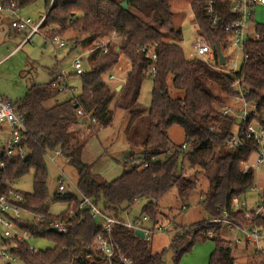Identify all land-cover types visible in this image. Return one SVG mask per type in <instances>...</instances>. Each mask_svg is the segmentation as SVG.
Wrapping results in <instances>:
<instances>
[{"label":"trees","instance_id":"trees-1","mask_svg":"<svg viewBox=\"0 0 264 264\" xmlns=\"http://www.w3.org/2000/svg\"><path fill=\"white\" fill-rule=\"evenodd\" d=\"M38 1H43L48 10L40 26L46 40L67 31L76 32L72 53L105 41L112 34L119 42L116 45L108 42L106 53L100 48L90 52L86 58L88 68L78 76L81 78L80 95L58 99L62 93L52 87L58 82L54 78L47 84L32 85L23 98L13 103L24 118L26 131L22 143L27 156L22 160L14 157L4 160L0 151V162H4V167L0 168V195L12 189L13 182L34 172L33 191L23 194L26 202L22 209L27 215L19 225L34 238L51 240L53 247L32 254L27 250V244H21L15 246L12 254L26 264H95L99 259L95 242L99 229L95 220L81 211L75 213L74 221L68 218L71 208L78 206V195L56 194L55 201L66 202L69 210L59 217L49 214L46 155L56 150L62 152L61 161L76 172L79 193L105 215L120 218L124 212H130L135 202L144 200L142 216L151 221L152 226L148 227L154 230L161 225L151 216L158 203L172 189L176 190V199L184 203L195 186V181L184 175L185 163L190 169L205 171L213 166L215 170L201 201L207 216L218 218L227 211L235 224L243 223L238 215L230 212V204L233 198L247 193L253 186V171H244L243 166L253 156L256 144L249 139L244 148H228L236 121L220 112L226 99L233 96L231 84L240 79L245 101L255 103L257 111L264 113V25L256 27L255 34L259 36L256 39L247 36L244 46L248 61L238 72L229 75L184 56L181 47L174 42L181 40V31L174 29L170 0H53L51 5L50 0H0V4L14 3L21 11ZM229 1L191 0L190 3L199 32L214 50L216 45L223 48L230 36L225 31L233 19ZM123 2L127 4V10L121 8ZM214 17H217L215 25L212 23ZM149 46L156 55V73L152 78V102L147 110L138 104V96L151 65L142 51ZM120 54L129 60V66L125 84L117 91L102 79L118 64ZM214 58L216 65V53ZM172 90L179 92L176 97L172 96ZM113 109L129 116L124 130L125 142L131 151L141 149L142 160L136 162L132 158L130 165L125 163L119 178L107 182L91 172L93 164L83 161L89 138H82L81 132L92 131L94 135L98 132L95 125H88L87 117L102 128L108 127L113 120ZM78 110L82 111V117L77 116ZM262 123L264 126V120ZM173 126L183 131L184 143L190 145L189 153L181 151L183 143L173 146L171 154L167 155L170 150L168 132ZM161 156L158 161L151 160ZM144 163H147L145 168ZM55 221L72 225L65 233H52L50 227ZM212 226L211 230L220 233L214 238H209L204 229L189 239L186 233L175 235L168 249L175 256L174 264L192 245L205 240L215 244L208 264H235L234 251L246 252V258L250 257L248 264H257V258L248 248L226 247L229 240L222 237L223 227H209ZM113 239L121 251L129 255L132 264H164L166 251L152 252L150 241L136 237L132 230L115 227Z\"/></svg>","mask_w":264,"mask_h":264},{"label":"rangeland","instance_id":"rangeland-1","mask_svg":"<svg viewBox=\"0 0 264 264\" xmlns=\"http://www.w3.org/2000/svg\"><path fill=\"white\" fill-rule=\"evenodd\" d=\"M191 0H170V8L173 13V26L175 30L181 31V40L174 41L183 50L184 56L190 60L189 55L192 53V43L195 41L197 35H199L196 23L193 19V14L190 8ZM254 23L257 25H264V5L263 7L257 6L253 10ZM46 13V7L43 1H38L35 5L28 7L26 10H21L18 16L29 18L33 24L38 23L43 15ZM14 16L8 12L0 13V95L11 101L17 102L25 95V92L32 85L47 84L59 75V70H54V67H58L55 63V55L59 63V67L67 74L70 91L60 94V100H63L69 96H77L81 93V78L74 75L70 68V61L78 56L82 55L83 51H89L93 49L94 45L84 47L83 50H75L73 53H68L67 49L58 50L55 52L50 41L46 40L45 36L40 34H34L29 42L25 41L26 35L17 33L11 28V21ZM251 29V28H250ZM25 31V30H24ZM29 32V29H26ZM62 39L73 40L76 37V32L67 31L64 34H57ZM203 36L204 39L205 36ZM83 36L80 37V39ZM104 40V39H103ZM107 41L116 45L119 42L113 34L106 38ZM97 43V42H95ZM69 54V55H67ZM90 64V63H89ZM129 66V60L122 54L119 56L118 64L111 68L107 76L113 75L118 79H125ZM84 70L88 68V62L85 57L82 63ZM103 77L102 80L104 79ZM109 86L116 85V81L105 80ZM153 87V81L150 77L146 78L141 85L140 94L138 98V104L144 108L149 109L152 102L151 92ZM179 93L172 90L171 94L176 97ZM232 98L226 99L225 107H231L232 111L236 114H240L243 105L240 102L233 103ZM250 107V105H247ZM113 120L108 127L95 128L98 130L97 134H91L90 132H81L82 138H89L85 147V158L95 166V171L101 176L104 181L111 182L119 178L123 172L125 163L130 165L132 158L136 162L142 160L141 149L137 148L132 151L126 145L124 130L127 126L129 116L120 110L113 109ZM140 121V120H139ZM144 121V120H143ZM239 125V121L236 120L232 133H235ZM146 125L144 124V128ZM84 128V127H83ZM96 133V131H95ZM91 135H93L91 137ZM169 146L171 149L173 146H178L184 143V133L179 127L173 126L169 132ZM91 137V138H90ZM57 164L61 169V172L46 159L47 170V182L46 187L48 193V206L49 214L52 217H59L67 213L69 206L66 202L55 201V195L58 189V179L64 180V190L66 193H72L73 187L70 185L73 183L76 186L77 175L73 168L66 166L61 159H57ZM181 161V158L180 160ZM135 162V163H136ZM180 163V162H179ZM248 164L253 167L255 164V158L252 156ZM184 175L195 181V186L189 193L188 199L181 203L176 199V190L172 189L155 207L152 211L153 217L158 219L161 223L157 228L167 226L168 231L155 232L149 236L152 252L166 251L164 256V264H174V257L172 252L169 251V246L173 241L175 235L186 233L189 239L197 232L213 231V238L217 237L220 233L209 227L207 221L209 218L201 207V201L203 194L208 190L211 180L214 177V168L209 166L208 170H200L198 168H186L184 163ZM30 171L27 175L13 182L10 187L22 194H31L33 191V174ZM253 187L257 188V194L262 193L264 186V169H258L253 172ZM68 180L71 181L68 182ZM249 196L251 195H247ZM145 204L144 200L137 201L130 208L129 213L121 214L127 223L133 224L136 220L140 219L143 215L142 210ZM183 206V207H182ZM147 226H152L151 221L148 219ZM210 230V231H209ZM224 233V232H223ZM228 241V233L225 232L222 235ZM26 244L35 249L37 252H45L53 247V242L47 238H34L31 237L26 241ZM215 250V244L211 240H205L197 242L192 245V248L184 254L177 264H208L210 255ZM253 249L250 248L249 252ZM235 264L249 263L246 258L247 253L240 251H234ZM248 261V262H247ZM0 264H5L0 260ZM11 264H26L18 258H14Z\"/></svg>","mask_w":264,"mask_h":264},{"label":"built area","instance_id":"built-area-1","mask_svg":"<svg viewBox=\"0 0 264 264\" xmlns=\"http://www.w3.org/2000/svg\"><path fill=\"white\" fill-rule=\"evenodd\" d=\"M52 2L53 0H50V5ZM256 5L263 6L264 0H230L228 2L229 13L233 15V19L225 27V31L228 32L230 36L227 39L226 45L221 48L220 51L225 58L224 66L219 65L218 61L217 64L214 65L215 50L207 44L206 39H204L201 34L197 35L195 41L192 43V53L189 55L191 60H200L210 68L225 74L232 75L233 73L238 72L241 66L248 61V54L245 51L244 46L248 36L246 29L251 22L252 9ZM1 12H8L14 16L10 25L16 32L21 33L24 32V30L26 31V29H29V32H25L26 37L24 44L29 42L34 34L43 35L45 38L43 32L40 30L45 15L41 17L38 23L33 24L29 18L18 16L20 10L14 3H9L6 6L0 4V13ZM47 12L48 10L46 13ZM208 14H212L211 9L208 10ZM216 19L217 17H214L212 20L214 25L217 22ZM252 37L256 39L259 36L255 34ZM48 41H50L55 52L67 49L69 53L75 46L74 41L62 39L59 36H55ZM108 42L109 41L107 40L97 42L95 43V48H90L89 51L87 50L86 52H83L82 55L74 57L70 61V68L74 75L80 76L84 73L85 70L82 67V63L85 57H88L90 52L100 48L104 50L103 53H106V45ZM152 49L153 47L149 46L142 50L145 54V58L149 60L151 64L146 71V76L150 77V79L153 78L156 73V55ZM55 62L58 65L61 62L58 61L56 55ZM57 70H59V75H57L55 79H57L58 82H54L52 87H54V89L57 88L61 93L70 91L71 94L72 89L69 88L65 71L60 67ZM104 79L119 82L120 85L125 84V79H118L113 75H106ZM231 88L233 89L231 100L233 103L240 102L243 107L240 114L234 113L229 106L224 107L220 112L222 116H229L235 121H239L236 132L232 134L231 139L228 141V148L233 150L242 147L244 148L246 140H253L256 144V149L252 153L255 158V164L251 167L246 163L243 166V170H251L254 172L258 169H264V126L262 123L264 120V113H259L257 111L255 103H247L245 101L240 79H236L231 84ZM247 105H250V107ZM76 114L79 117L83 116L81 110H78ZM87 123L88 125H95L98 128H102L94 120H91L88 117ZM78 127L81 128V125ZM83 127H85V125ZM85 128H87V124ZM25 131L26 127L22 115L17 112L11 101L0 95V151L4 160L12 157L22 160L27 156V150L22 143L23 133ZM171 151L172 149L167 152V155H170ZM181 151L189 153L191 151L189 143H184L181 146ZM46 158L61 172L56 161L57 159L62 158V152L60 150L54 151L53 154H47ZM159 159H162V156L152 158L151 160L155 162ZM3 167L4 162L2 161L0 162V168L2 169ZM145 167H147V163L143 164V168ZM68 182L71 183L70 180H68ZM63 185L64 180L62 178L58 179V189L56 194L59 196L67 194ZM70 185L74 189L72 193H75L80 198L78 206L71 208L68 215L71 222L75 220V213L77 211L87 212L94 220L95 218H98V222L96 223L98 224L99 234L96 237L95 242L99 252V259L96 260L95 264H132L129 255L124 254L113 239V230L115 227H124L134 232L137 230L142 231L144 239L146 240H149V236L155 232L168 231L167 226L156 227L152 230V228L145 225L148 221L146 216H142L133 224H130L121 217L117 218L105 215L90 199L82 196L73 183ZM247 195L251 196L247 198ZM25 202L26 197L14 189H9L5 194L0 195V260L5 264H11L14 258H16L11 252L15 246L26 244V241L32 237L19 225V222L24 219V215H27L22 209V205L25 204ZM230 209V212L238 215L243 223L238 222L235 224V221L231 219L230 214L227 211H224L220 217L209 219L207 221L208 225L221 226L224 231L228 233L229 243H227L226 247L228 246L236 250L243 249L244 247L248 249L252 248L253 250L251 251V254L257 258V264H264V224H261L264 222V186L262 193L260 194H257V188L252 186L247 193L240 197L233 198L230 204ZM70 225L72 224L66 221H55L51 224L50 228H55L57 232L65 233L67 227ZM212 232L213 231L207 232L209 238H213ZM27 250L32 254L37 253V251L29 245H27Z\"/></svg>","mask_w":264,"mask_h":264},{"label":"crops","instance_id":"crops-1","mask_svg":"<svg viewBox=\"0 0 264 264\" xmlns=\"http://www.w3.org/2000/svg\"><path fill=\"white\" fill-rule=\"evenodd\" d=\"M257 6H259V5H256V6H254L253 7V9H252V18H251V22L249 23V26L247 27V29H246V33L248 34V36H253V35H255V30H256V27L258 26L257 24H255L254 23V12H253V10H254V8L255 7H257ZM261 7V6H260ZM263 7V6H262ZM251 28V29H250ZM25 32H27V31H24V32H21V34H24L25 35ZM199 32V31H198ZM18 33V32H17ZM199 35L201 34V32H199L198 33ZM202 35V34H201ZM220 49H221V47H220ZM217 61H218V59H217ZM58 68H59V65H58ZM57 68V69H58ZM61 68V67H60ZM54 70H55V67H54ZM53 79H54V77H53ZM51 80H52V78H51ZM69 82V81H68ZM117 84L116 85H114V86H111L112 88H115V89H117L118 88V86H122V85H120V83L119 82H116ZM73 89V88H72ZM59 98V97H58ZM88 132V131H87ZM127 145V144H126ZM128 147V146H127ZM130 150V149H129ZM131 151V150H130ZM85 149H84V152H83V161L85 162V163H88V164H90L91 162L90 161H87L86 159H84L85 158ZM52 164V163H51ZM93 164V163H92ZM54 165V164H53ZM55 166V165H54ZM56 167V166H55ZM57 168V167H56ZM58 169V168H57ZM91 172L93 173V174H98V172H96L95 171V166H92V169H91ZM99 175V174H98Z\"/></svg>","mask_w":264,"mask_h":264},{"label":"water","instance_id":"water-1","mask_svg":"<svg viewBox=\"0 0 264 264\" xmlns=\"http://www.w3.org/2000/svg\"><path fill=\"white\" fill-rule=\"evenodd\" d=\"M120 6H121V8L123 10H127L128 9V6H127V4L125 2L121 3ZM220 51H221L220 45H216L215 46V53H216V56L218 58V63H219V65L224 66L225 58H224V56L222 55V53ZM120 89H121V87L118 86V88L116 90L120 91ZM95 222H98V218H95ZM50 232L57 233V230L55 228H50ZM134 235L136 237L140 238V239H144V234H143L142 231L137 230V231L134 232Z\"/></svg>","mask_w":264,"mask_h":264},{"label":"bare ground","instance_id":"bare-ground-1","mask_svg":"<svg viewBox=\"0 0 264 264\" xmlns=\"http://www.w3.org/2000/svg\"><path fill=\"white\" fill-rule=\"evenodd\" d=\"M210 231V230H209ZM246 253V252H245ZM251 256V255H250ZM248 258H250V257H248ZM248 262V261H247ZM250 262V261H249ZM246 264H248V263H246ZM251 264V263H250Z\"/></svg>","mask_w":264,"mask_h":264}]
</instances>
